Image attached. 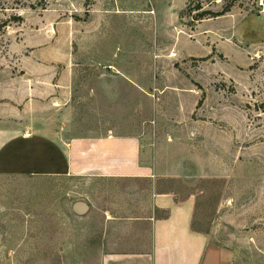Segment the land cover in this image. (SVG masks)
<instances>
[{
    "label": "rangeland",
    "instance_id": "rangeland-1",
    "mask_svg": "<svg viewBox=\"0 0 264 264\" xmlns=\"http://www.w3.org/2000/svg\"><path fill=\"white\" fill-rule=\"evenodd\" d=\"M260 2L0 0V22L10 21L0 34V89L73 76L67 121L80 133L147 132L161 159L187 177L181 186L197 196L198 228H216L243 264H264ZM62 184L0 176V264H90L71 260L76 238L66 241L68 261L46 262L41 224L57 223L56 209L70 203ZM65 222L76 224L67 214Z\"/></svg>",
    "mask_w": 264,
    "mask_h": 264
},
{
    "label": "crops",
    "instance_id": "crops-1",
    "mask_svg": "<svg viewBox=\"0 0 264 264\" xmlns=\"http://www.w3.org/2000/svg\"><path fill=\"white\" fill-rule=\"evenodd\" d=\"M69 77L0 89V176L63 183L58 190L71 197L56 209L57 223L41 224L46 262L68 261L66 241L76 238L71 260L83 263L243 264L216 228H198L197 196L181 186L187 177L169 168L147 132L80 133L66 120L75 96ZM125 83L140 88V80Z\"/></svg>",
    "mask_w": 264,
    "mask_h": 264
},
{
    "label": "trees",
    "instance_id": "trees-1",
    "mask_svg": "<svg viewBox=\"0 0 264 264\" xmlns=\"http://www.w3.org/2000/svg\"><path fill=\"white\" fill-rule=\"evenodd\" d=\"M200 10H201V8H198L196 11H200ZM228 12H229V10H225L221 14H214V13H212L210 11H204L202 13H198L197 16L195 17V19L197 21H202V20L210 19L211 17L215 18V17L223 16V15H225ZM21 20L22 19L20 17H18V18L15 17L14 18V21H17V22H19ZM9 22H10L9 20L0 22V34L9 27Z\"/></svg>",
    "mask_w": 264,
    "mask_h": 264
},
{
    "label": "built area",
    "instance_id": "built-area-1",
    "mask_svg": "<svg viewBox=\"0 0 264 264\" xmlns=\"http://www.w3.org/2000/svg\"><path fill=\"white\" fill-rule=\"evenodd\" d=\"M260 7H263L264 8V1L261 0V2L259 3Z\"/></svg>",
    "mask_w": 264,
    "mask_h": 264
}]
</instances>
